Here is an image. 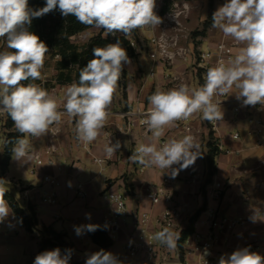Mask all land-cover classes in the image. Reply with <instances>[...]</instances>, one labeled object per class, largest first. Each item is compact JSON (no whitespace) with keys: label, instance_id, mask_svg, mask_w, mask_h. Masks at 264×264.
I'll return each mask as SVG.
<instances>
[{"label":"crops","instance_id":"obj_1","mask_svg":"<svg viewBox=\"0 0 264 264\" xmlns=\"http://www.w3.org/2000/svg\"><path fill=\"white\" fill-rule=\"evenodd\" d=\"M223 4L224 2L215 0L213 12ZM208 5L207 1H201L200 7L192 13L190 27L196 29L200 23L202 27H205L209 12ZM195 11L197 13L200 11V19H194ZM212 16L213 14L211 18ZM223 38V33L212 27V29L199 33L197 36L199 42L192 40V44L196 49L206 51L213 48ZM151 68L147 53H142L139 57H131L129 62L124 64L123 84L118 82L109 108L110 115L97 139L91 142L90 150H86L83 147L84 142L77 138L74 119L64 115L62 122L56 124L60 128L58 133L53 135L49 131L39 138H31L29 152L31 159L25 157L18 160L12 155L1 180L5 182L4 187L14 195L21 208L25 210L31 206L34 208L38 230L33 233L27 231L8 203L11 211L4 221L0 222V264H34V259L39 254L41 240L48 234L47 230L64 234L65 243L72 247L73 261H82L86 264L91 254L110 245V248L104 251L112 253L119 264H125L119 260V256L127 234L133 228L137 211L152 210L153 215L156 216L165 207L164 204L152 207L144 195L145 185L148 183L162 184L165 177L171 178V188L179 196L185 210L181 229H173V232L180 235L189 224H192L193 218L196 221L202 211L201 207L209 202L207 199L209 186L214 180H219L225 185V191L220 201L212 200L211 204L222 214L240 221L229 240L226 241L220 237L217 244L219 259L221 256H228L235 250L243 248H257L259 254L264 255V220L253 222L251 219L254 212L264 213V149L256 145L257 136L248 133L253 127L248 117L255 114V107H249L247 110L248 107L244 108V105L240 113H234L233 103L238 101L235 96L238 94L236 89L232 90L231 95L214 97L215 101L221 102L223 111L219 133L212 130L210 122L204 120L201 113L190 117L193 129L190 134L194 135L196 142L200 145L195 161L197 162L196 167L191 165L186 169H181L175 178L172 176V169L145 166L142 171L141 167L144 165L133 163L129 159L138 145L154 141L159 146L163 141L181 139L188 133L176 124L175 127L167 128L164 136L154 138L148 128L139 125L128 127L127 118L123 117L122 113L138 106L148 110L150 107L148 98L158 89L167 91L181 84H187L191 88L201 86L199 77L194 76V70L191 67L188 68L186 64L168 66L164 70L159 67L156 78L148 75ZM208 68L209 66L201 72L204 79ZM165 70H170L174 74L178 73L181 79L186 78L187 81L173 83L169 79H164ZM68 86L69 84L58 85L50 94L58 102H62ZM61 110H63L62 103ZM237 130L241 132L242 137L235 140L231 137V132ZM261 137L264 138V133ZM117 141L120 142L121 147L109 157L105 153V148ZM219 141L232 152L228 154L218 152L216 143ZM50 147H53L54 151L49 154L47 150ZM212 147L216 153L211 166L209 157ZM36 154L43 158V164L35 163L34 155ZM97 159H102L103 162H97ZM179 167V164L172 166L175 169ZM25 168L36 182L23 180L15 173L18 169L23 171ZM47 175L55 178L58 185L46 182L45 176ZM9 185L17 187L19 193L16 195ZM78 185H82L86 193L85 197L79 196ZM109 187L129 195L130 214L122 220L120 240L111 241L110 244L102 246L86 229L77 235L75 227L90 224L105 227L107 218L113 210V205L103 197L104 191ZM52 192L57 193V203L44 202V195ZM43 204L46 205L47 211L40 212L39 206ZM86 214H90V218H86ZM151 229H156L154 219ZM92 241L97 249H90L92 251L90 255L77 254L74 251L79 248L86 249ZM163 246L168 251L174 252L178 248V241L175 248L170 249L166 245ZM58 248L64 255L62 247ZM53 249L56 248L50 247L46 251ZM134 264H159V262L140 259Z\"/></svg>","mask_w":264,"mask_h":264},{"label":"clouds","instance_id":"obj_2","mask_svg":"<svg viewBox=\"0 0 264 264\" xmlns=\"http://www.w3.org/2000/svg\"><path fill=\"white\" fill-rule=\"evenodd\" d=\"M155 7L156 0H46L44 7L32 10L28 0H0V40L5 41L7 49L14 50L0 51V111L11 117L21 134L12 150L14 158L31 159V138L46 135L51 126L62 122L64 115L74 119L79 140L87 143L96 140L110 115L123 65L129 62L119 40L95 47V58L80 70L78 83L69 85L63 101L58 102L34 83L41 79L49 49L25 26L33 18L58 8L64 17L73 16L80 24L103 29L105 37L116 32L129 37L137 29L155 27L162 22ZM211 27L243 47L227 63L209 67L199 88L181 84L167 91L158 89L148 98L150 107L144 123L154 138L164 136L167 128L196 113H201L209 122L222 119L221 102L214 97L231 95L233 89L238 90L236 99H242L245 106H264V0H227L213 13ZM120 147L119 141L110 143L105 153L110 157ZM199 150L195 137L186 135L159 146L154 141L140 144L129 159L147 167L172 169L175 178L181 169L195 163ZM174 164L180 167L172 168ZM4 184L0 180V222L11 211L4 198L7 191ZM251 219L253 222L264 220V213L254 212ZM97 227L91 224L75 227V232L77 235L83 229L94 232ZM154 239L172 249L176 247L179 233L164 228ZM70 258L71 250L62 255L56 248L38 254L34 264H69ZM86 264H119V261L112 253L100 250L91 254ZM219 264H264V255L248 248L237 249L221 256Z\"/></svg>","mask_w":264,"mask_h":264},{"label":"built area","instance_id":"obj_3","mask_svg":"<svg viewBox=\"0 0 264 264\" xmlns=\"http://www.w3.org/2000/svg\"><path fill=\"white\" fill-rule=\"evenodd\" d=\"M226 3L227 0H221ZM165 0H156L155 12L162 18V22L155 27L141 28L143 31H152L151 35L146 39H141V44L135 39H130V46L135 49L136 53L143 50L144 42L147 41L151 48L148 51L151 58L152 68L149 70L148 75L151 78H156L159 67L163 70L168 65L173 64H186L191 67L194 72L200 70L205 71L207 64L214 61V66L219 63H227L229 60L238 54L242 44H238L234 40L229 41L225 36L213 48L205 50L196 49L192 42L187 43L185 46L181 45L180 39L177 37L169 38L165 30L175 28L174 30L180 31L183 23L180 21V16L184 13L176 11L171 8V11L163 12V5ZM185 11L189 10L188 5L184 6ZM186 16V15H185ZM180 17V18H179ZM183 29V28H182ZM186 38L187 35H183ZM163 73L164 79H169L171 82L176 83L180 77L175 76L172 72L165 70ZM232 110L234 113H240L244 106L242 99L233 103ZM248 107V108H247ZM255 107V114L249 115L248 121L252 124V130L248 133L257 136L256 145L264 149V138L261 135L264 133V106L257 104L256 106H245L244 108ZM147 109L135 107L128 109L122 113V116L127 118V126L133 127L139 125L148 128L144 120L147 116ZM190 118L185 121L177 122L182 130L188 135H191L192 126ZM211 128L214 132H220V120L210 122ZM53 135L60 131L58 125L54 124L49 130ZM231 137L235 140L241 139L240 131L231 132ZM221 138V137H220ZM166 143L165 141L162 144ZM83 147L90 150L91 143L84 142ZM218 152L231 153L232 150L225 148L221 141L216 143ZM53 147L48 148L47 153H51ZM34 161L37 165L43 164L44 160L39 155H34ZM51 162V160H50ZM97 162H103L102 159H97ZM197 162L192 166L196 167ZM145 166L141 167V170ZM45 181L58 185L55 178L47 175ZM78 194L85 197L86 193L82 185H78ZM225 191V185L219 181L214 180L207 190L208 204L201 207L196 221L189 224L192 226V232L186 237L182 245H178L176 251H168L164 248L163 244L156 241L154 236L157 232L162 231L164 228L181 229L184 221V208L179 200V196L171 188V178L165 177L162 184L148 183L144 188L145 198L153 206L164 204L165 207L162 212L156 216L151 211L138 210L135 216L134 225L132 230L127 234L123 243L122 252L119 260L125 264H134L140 259H149L152 261H160L172 257L175 259V254L178 256V263L180 264H219V251L218 242L220 237L224 240H229L232 233L236 230L240 221L238 219L229 217L222 214L218 208L211 204V201H220ZM103 197L106 201L113 205V210L109 214L105 227L107 228L108 235L113 242L120 240V233L122 231V220L130 214L129 195L120 190L112 187L107 188ZM43 201L49 204H56L58 201L57 193H46ZM203 217V218H202ZM154 219L156 229H151V223ZM204 228V229H203ZM206 228V230H205ZM181 234V233H180ZM180 236V235H179ZM179 240V239H178ZM252 252L259 253L257 248H250Z\"/></svg>","mask_w":264,"mask_h":264},{"label":"trees","instance_id":"obj_4","mask_svg":"<svg viewBox=\"0 0 264 264\" xmlns=\"http://www.w3.org/2000/svg\"><path fill=\"white\" fill-rule=\"evenodd\" d=\"M45 3L46 0H28V7L29 9L36 10L44 7ZM25 27L28 31L38 35L40 40L47 45L48 49L55 50L56 54L59 56L56 63V69L58 71L56 79L57 83L60 85L78 83L80 70L87 65L89 60L95 58L93 55V49L95 47H104L107 44L116 43L117 40H119L121 46L126 50L128 58H130L135 56V51L130 46L129 38L138 39L137 37H139L137 32L138 29L135 30L129 37H125L124 34L112 36L111 33L105 37L103 30L99 34L91 37L87 43H75L72 41V37L92 27L80 24L73 16H62L58 8L43 15L42 17L33 18L31 24L26 25ZM0 42H3V40H0ZM6 50L14 51L10 49ZM0 51L3 50L0 49ZM122 71H124V69H122ZM34 83L40 85L47 91H49L51 87L48 84L42 85L39 80L34 81ZM9 127H11L12 130L5 136L4 155L1 162L2 175L4 174L5 168L8 166V163L13 155L12 150L15 142L21 135L16 131L12 120L9 122ZM215 153V149L212 148L211 155L209 157V164L211 166L213 164V157ZM4 198L12 207L15 215L20 219L27 231L33 233L38 230L37 216L32 206L29 207L28 210L21 208L14 195L9 191H6ZM191 222H194V218ZM191 232L192 226L184 229L179 236L178 245H182L186 237ZM47 233V236L41 240L39 254L46 251L50 247L58 248L60 246L62 247L63 252L71 250V258L69 260L70 264H83L82 261H73V250L71 246L65 243L64 234L57 233L53 230H47Z\"/></svg>","mask_w":264,"mask_h":264},{"label":"rangeland","instance_id":"obj_5","mask_svg":"<svg viewBox=\"0 0 264 264\" xmlns=\"http://www.w3.org/2000/svg\"><path fill=\"white\" fill-rule=\"evenodd\" d=\"M201 1L202 0H197V1L196 0H165V3L163 5V12L164 13L166 11L167 12L171 11V8H172V10L176 9L177 13L184 11L182 16H180L181 18L179 17L180 21L183 23L182 24L183 27H181V30L176 31V30H174L175 28H169V29L165 30V33L169 38H172V37L175 38L178 36V38L180 39L181 45L185 46L187 43L192 42V40H194V42H196V43L199 42V39H197L198 34L201 33L203 30L207 31L209 29H212V27H211V25H212L211 14L214 13L213 12V10H214L213 5H214L215 0H205L209 4L208 5L209 6V12L207 15V20L205 21V27H202L201 23H200V26H196V29L189 26V22H190V18L192 16V13L194 10L197 11V9L200 7ZM186 4L189 7L188 11H185L186 9L184 8V6ZM196 11H195L194 19H197V18L200 19V16H201L200 11L198 13ZM101 31H103V29H96V28L92 27V28L85 30V31L81 32L80 34L72 37V41L75 43H78V44L87 43L91 37L99 34ZM137 32H138L139 37H137L138 39H135V40H137V42L139 44H141V39H146V38H148V36H150L153 33L152 31H148V30L143 31L141 29H138ZM121 34H123V33L116 32L115 34H111V35L112 36H119ZM183 35H187L188 37L186 38ZM228 40L231 41L233 39L230 37ZM0 46H1V49L3 51H5L7 49L5 41L0 42ZM150 48H151V46L149 45V43L147 41H145L144 45H143V50H141L139 53L138 52L136 53V51L134 49L135 56H133V58L139 57L142 53L148 54V51ZM148 56H149V54H148ZM58 59H59V56L56 54L55 50L49 49V52L46 54L44 67L41 70L42 76H41V79L39 81H41L42 85L48 84L51 86L49 91H48L49 93H51L54 90V88H56L58 85H60L57 83V79H56L57 74H58V71L56 69V63H57ZM149 59L151 61L150 57H149ZM213 62L214 61L211 60V63L207 64V66L214 67ZM179 65H180V63L168 65V66L173 67V66H179ZM151 66H152V62H151ZM188 68H190V67L188 66ZM201 72H202V70H200L198 72H194V76L199 77L200 85L202 86L204 83V78H202ZM174 75L179 77L178 73H175ZM122 78H123V71L121 74V78L119 80V84H123ZM178 81H180V82L182 81V83H185L187 81V79L186 78H182V79L179 78ZM71 84H73V83H71ZM71 84H69V85H71ZM11 120H12L11 117L6 112L0 111V180L3 176L1 174V162L3 160V155H4L5 136L7 133H9L12 130V128L9 127V122ZM212 148H214V147H212ZM15 173L19 177H21L23 180H26L29 182L30 181L36 182V180L32 176H30L27 168H25L23 171L21 169H18ZM9 187H11V190H13V192H15L16 195L19 193V190L17 189V187H15L13 185H9ZM39 210H40V212L41 211H47L46 205L43 204V205L39 206ZM96 247L97 246H95V243L92 241L91 245L89 247H87L86 249L79 248V249H74V251H76L77 254L83 253L84 255H87V254L90 255L92 253V251H90V249H97ZM108 248H110V245L105 246L104 249H108ZM104 249H102V250H104ZM99 250H101V248ZM84 255H82V256L84 257ZM158 262H159V264H164L167 262H177L178 263V256L175 254V259H173L172 257H168L167 259H162Z\"/></svg>","mask_w":264,"mask_h":264},{"label":"water","instance_id":"obj_6","mask_svg":"<svg viewBox=\"0 0 264 264\" xmlns=\"http://www.w3.org/2000/svg\"><path fill=\"white\" fill-rule=\"evenodd\" d=\"M89 234L92 236V238L100 245H108L111 243V239L108 235L107 228L106 227H97V229L94 232H90ZM164 264H180L177 262H167Z\"/></svg>","mask_w":264,"mask_h":264}]
</instances>
